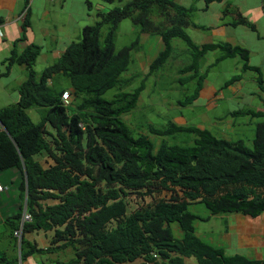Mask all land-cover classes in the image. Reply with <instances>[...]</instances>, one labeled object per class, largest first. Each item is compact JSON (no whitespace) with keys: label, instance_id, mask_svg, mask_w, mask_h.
<instances>
[{"label":"trees","instance_id":"obj_1","mask_svg":"<svg viewBox=\"0 0 264 264\" xmlns=\"http://www.w3.org/2000/svg\"><path fill=\"white\" fill-rule=\"evenodd\" d=\"M203 1L206 11L211 3L223 0ZM86 3L91 11L93 0ZM194 10L177 0H131L99 12V20L85 25L80 39L71 41L42 72L36 68L42 50L36 43L23 50L15 47L4 58L0 79L16 65L27 70L18 87V101L0 109V176L5 178L0 182L12 191L0 195V222L11 223L9 235L18 243L15 231L21 227L26 198L31 216L23 225L21 257H14L17 264L19 260L23 264H187L191 257L197 264H264V259L238 251L227 253L197 234L195 225L217 213L239 212L251 218L264 213V120L256 123L249 146L243 139L229 140L208 128L173 121L168 128L151 125L149 130L164 137L194 134L193 143L156 144L149 134L134 132L124 118L137 107L146 80L175 54L176 37L187 42L193 55L192 63L180 69L181 74L191 73L181 83L195 80L197 85L186 103L199 98L207 76L201 74V61L215 49L223 54L211 67L240 56L245 71L258 72L264 93V73L250 64L248 48L229 41L200 45L187 33L191 26L203 28L192 20ZM29 12L28 7L22 24L25 32L31 25ZM223 13L226 25L257 29L235 0ZM124 19H131L139 32L133 42L117 49L116 35ZM143 35H157L162 48L152 59L146 80L133 91H124L136 78L123 74ZM26 37L24 33L20 41ZM241 80V75H234L223 87ZM114 89L118 92L106 98ZM65 90L73 96L69 104L62 97ZM32 109L40 120L31 116ZM229 114L264 118V110ZM45 158L53 161L48 167ZM195 204H204L211 214L192 212ZM41 232L50 236L47 247L28 237ZM64 251L74 257L30 260L36 254ZM10 260L5 252L0 255L1 264Z\"/></svg>","mask_w":264,"mask_h":264},{"label":"rangeland","instance_id":"obj_2","mask_svg":"<svg viewBox=\"0 0 264 264\" xmlns=\"http://www.w3.org/2000/svg\"><path fill=\"white\" fill-rule=\"evenodd\" d=\"M10 1L17 2V0ZM32 1L33 0H28V6H30ZM53 1H56L57 9L61 4H64L66 7V11L64 9L57 12L54 19H52L53 22H50L53 24L56 23L57 20H60L62 24L64 23V26H60V37H57V39L59 40L65 35L66 37H72L70 39L73 41L80 39L84 25L94 24L99 20L97 15L99 12H106L115 6H123L131 0L116 1L112 4L102 0H93L94 8L91 11L88 10L86 0H65L64 3V0H46V3L49 5ZM7 2L8 1L0 0V9L2 5ZM41 2L42 0H39L40 4ZM177 2L187 7H193L195 10L192 15V20L203 26V28H194L191 26L186 29L187 33L196 43L201 45L207 42L229 41L235 45H242L251 52L249 59L250 64L253 61L257 66V56L260 54L259 46L253 43L251 44L250 41L251 39H255L256 31L249 27L244 30L241 27L228 29L222 26L224 24L222 19L224 16L223 11L233 0L213 2L206 11L202 10L205 6L203 0H177ZM245 13L251 19L253 13L248 11ZM231 17L232 15H227V18ZM24 23L23 20L22 24ZM106 30L105 27L103 32L105 33ZM138 32L139 27L134 25L131 19H124L120 23L116 35L117 49L133 42ZM246 32H248V34H246ZM147 36L149 37L148 40L144 38V35L142 36V43L132 52L131 65L123 76L126 78L136 76V78L126 86L124 91H133L143 80H146L147 71L143 70L139 62V57H154L159 52L161 39H159L157 35ZM49 38L52 39L51 36H49ZM0 41L3 42L2 39H0ZM48 43H50V40ZM50 45L51 44H46L45 46L48 48ZM173 46L175 54L169 59L167 64L146 80V88L140 96L137 107L131 113L124 116L132 130L137 133L142 131L149 134L156 144H160L163 140L168 143L192 144L195 136L194 134L179 133L175 136L164 137L152 134L149 130L151 125L158 128H168L170 127V121H173L181 125H194L208 128L214 133L226 137L229 140L243 139L251 146L256 123L264 120V118H253L252 116L233 117L229 113L239 109L264 110V93L260 91L258 86V72L254 70L245 71V61L240 56L227 57L219 62V64L211 67L210 65L222 56L223 51L221 49L210 50L201 61V74H207L203 91L196 101L186 103V98L194 92L197 85L195 80H191L186 84L181 83V78L189 76L191 73L181 74L180 69L192 63L193 55L190 52L187 42L182 38H174ZM257 50L258 52L256 53ZM53 62H55V59L50 53L42 55L38 57L36 68L39 72H42ZM0 69L4 70L2 62H0ZM13 70L11 77H2L0 79V109L14 103L15 100L13 99L19 95V92L16 90L18 86L17 82L22 83L27 78V70L24 66L16 65L13 67ZM238 74L241 75L243 82H245L241 85L240 92L233 93L229 88L225 89L223 87L225 82ZM63 85H68V82H65ZM237 86L240 87V85ZM116 92H118L117 89L111 90L105 94V97L110 99ZM180 101H183L184 104H181ZM30 114L36 121L40 120V115L36 109L30 110ZM181 116H183L187 122H178L177 119H182L180 118ZM52 162L53 161L48 158L43 160V164L46 167ZM3 178V176H0V180H3ZM9 193H12V191L9 192L7 189L0 193V195L6 197ZM162 196H166L165 191ZM190 210L203 217L210 214V210L204 204L192 205ZM261 221L263 222V218L259 220V222ZM226 223L227 218L223 214L213 216L210 221H197L196 226L198 234L203 237V239L224 247L227 253L232 254L233 252L242 251V248L239 249L233 244V241L225 238L223 226ZM12 228L11 223H6L4 221L0 222V255L5 252L11 259L10 262L3 264H17L16 261H14V257H21L19 240L18 243H16L9 235ZM34 237L40 246L47 247L50 245V236H45L41 232L38 235L34 234ZM244 251L246 252V250ZM48 257L52 260H67L74 257V253L71 251H64L44 256L36 254L33 255L30 260H32V262H47ZM20 261L21 260L18 262L19 264ZM24 264H27V261H25ZM187 264H197V259L195 257L187 258Z\"/></svg>","mask_w":264,"mask_h":264},{"label":"crops","instance_id":"obj_3","mask_svg":"<svg viewBox=\"0 0 264 264\" xmlns=\"http://www.w3.org/2000/svg\"><path fill=\"white\" fill-rule=\"evenodd\" d=\"M4 1H8V2L3 4L0 9V25L4 30V36L0 37V39L3 40V42L0 41V56H1L0 62H2L4 58L9 56L13 48L16 47L20 50H23L31 43H36L39 46H41L42 50L40 56L50 53V55L55 60L58 59L64 52L66 46L71 42L70 38L72 37L70 36L66 37L64 35L58 40L57 37H60L59 36L60 26L61 25L64 26V23L62 24L60 20H57L56 23L53 24H51L50 22H53L52 19H54L57 12L64 9L66 11L65 5L61 4L60 6H58L57 9L56 1H53L51 4L47 5L46 0H42L41 4L39 3V0L38 3L37 0H33L30 6H25V3L27 2L26 0H17V2L16 1L13 2L10 0H4ZM64 2L65 0L63 1V3ZM235 4L238 5L240 11L248 19H250V17L245 12L248 11L253 13V15H251L250 20L252 21V23L256 25L257 29L254 30L256 31L255 39L254 40L251 39L250 41L251 44L253 43L259 46L260 54L257 56L258 61H256V63L257 66L263 68L264 71V0H235ZM28 7L30 8V12L28 16L30 17L31 25L30 27L27 28V31L25 32L24 28L22 27V21L24 20V17L27 15L26 10ZM222 26L224 28L227 27L228 29L241 27L242 29L246 30L248 28L247 26H243V25H240L238 27H233L231 25L223 24ZM24 33L26 34L27 37L25 38V40L20 41ZM246 34H248V32H246ZM49 36H51L52 39H50ZM144 38L148 40L149 37L145 35ZM49 40L50 43H48ZM46 44H51V45L48 48H46L45 46ZM161 48H162V41L160 43L159 50ZM257 52L258 50L256 51V53ZM153 58L154 57H141V56L139 57V62L143 70L148 71ZM251 64L255 65L253 61L251 62ZM2 66L4 68V65ZM4 71L5 70L0 69V72H4ZM13 71L14 70L12 69L10 75L5 77L6 78L11 77ZM244 83L245 82H243L242 79L237 84L240 85V87L237 85H233L230 86L229 89L233 93H238L240 92L241 85ZM17 84L18 86L16 90L18 91V87L21 83L17 82ZM18 99H19V95L13 100H15L14 102H16L18 101ZM180 118L182 119H177L178 122L181 123L187 122L183 116H181ZM223 214L227 218V223L223 226L225 238L229 239L230 241H233V244H235L236 247H238L239 249L242 248V251H239L240 253H244L252 258L264 259V251H263L264 213L257 218H251L239 212H224V213H217L215 215H211L210 219L208 220L205 219V220L210 221L213 216H219ZM262 218H263V222L262 221L259 222V220ZM197 221H201V220H197ZM196 233L198 234L197 226H196ZM32 235L33 233L29 235V238L32 239L33 238ZM244 250H246V252Z\"/></svg>","mask_w":264,"mask_h":264},{"label":"clouds","instance_id":"obj_4","mask_svg":"<svg viewBox=\"0 0 264 264\" xmlns=\"http://www.w3.org/2000/svg\"><path fill=\"white\" fill-rule=\"evenodd\" d=\"M0 28L3 30V28L1 27V25H0ZM3 32H4V30H3ZM65 91H69L70 92V90H65ZM64 91V92H65ZM63 92V93H64ZM70 94H71V92H70ZM62 97H63V95H62ZM73 96H72V94H71V98L69 99V102H66L65 100V104H69L70 102H71V100L73 99L72 98ZM2 183V182H1ZM3 184V183H2ZM8 189V188H7ZM165 191V190H164ZM166 193H168L167 191H165ZM27 199V198H26ZM25 204H26V201H25ZM30 218H31V216H30V214H28L27 213V207L25 208L24 207V214H23V218H22V222H21V227L19 228V229H17V230H20L21 231V233L19 234V235H16V231H15V235L18 237V239H19V242H20V253H21V239H22V235H23V225H24V222H26V221H28V220H30ZM31 235V234H30ZM33 238H34V233H33ZM28 237H29V235H28ZM20 264H23V262L22 261H20ZM27 264H32V263H27Z\"/></svg>","mask_w":264,"mask_h":264},{"label":"built area","instance_id":"obj_5","mask_svg":"<svg viewBox=\"0 0 264 264\" xmlns=\"http://www.w3.org/2000/svg\"><path fill=\"white\" fill-rule=\"evenodd\" d=\"M0 31H1V28H0ZM71 98V94H70V92L69 91H65L64 93H63V99L66 101V102H69V99ZM1 128H3V125H2V123H1V121H0V129ZM7 186H5L4 184H2L1 182H0V193H2V192H4L5 190H7ZM21 233V231L20 230H17L16 231V235H19Z\"/></svg>","mask_w":264,"mask_h":264},{"label":"water","instance_id":"obj_6","mask_svg":"<svg viewBox=\"0 0 264 264\" xmlns=\"http://www.w3.org/2000/svg\"><path fill=\"white\" fill-rule=\"evenodd\" d=\"M27 207V199H26V204H25V208Z\"/></svg>","mask_w":264,"mask_h":264}]
</instances>
